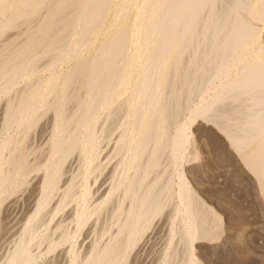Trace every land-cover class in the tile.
Masks as SVG:
<instances>
[{
	"label": "bare ground",
	"instance_id": "bare-ground-1",
	"mask_svg": "<svg viewBox=\"0 0 264 264\" xmlns=\"http://www.w3.org/2000/svg\"><path fill=\"white\" fill-rule=\"evenodd\" d=\"M261 30L264 0H0V264H124L171 225L220 240L175 190L183 102L201 96L190 119L222 129L264 200Z\"/></svg>",
	"mask_w": 264,
	"mask_h": 264
},
{
	"label": "rangeland",
	"instance_id": "rangeland-1",
	"mask_svg": "<svg viewBox=\"0 0 264 264\" xmlns=\"http://www.w3.org/2000/svg\"><path fill=\"white\" fill-rule=\"evenodd\" d=\"M134 19L135 16H131L130 20L132 21V25L134 24ZM262 30L261 32L264 34ZM262 45L264 47V35ZM186 62L187 60L185 59L184 66L178 69V73H185L186 70L183 69H189ZM193 101L192 104L190 101L187 103L185 101L183 102L184 106L187 107L183 112V122H187L190 129L188 127L189 130L187 132L189 133H187V135L189 136H187V142L183 147V149H186H182L183 157L179 163H175L176 166L174 167L176 168L173 169L175 190H177L178 184L181 181L178 179L183 177L190 185L195 197L199 199V202L205 205L206 210L212 211L214 217L218 218V221H221V233L223 237L220 240L206 239L205 241L196 238L193 241L191 240L192 242L190 241V243L188 242L189 240L184 239L187 241L188 245L184 240H180L182 239L181 234L170 235V233L173 232V225L170 227V229L172 228L171 230L159 228L148 242L147 240L143 241V239H141L134 245L135 247L133 246L134 248H131L132 250L130 249L124 264H157L160 260L161 262H159V264H165L163 260L165 255L162 254H166L168 250L166 245L169 242H174L170 248L176 247L175 253H173V248H171L172 250L170 249L171 253L174 255V264H263L264 200L258 182L253 174L250 173L249 169L243 165L244 163L239 159L240 157H238L237 151H235L234 147L232 148V145L228 142L230 140L224 132L222 133V129H220L219 126H216L215 123L214 125L212 123L213 121L208 119H205L206 121L202 118L190 119L189 107L191 108V105L196 106L200 104L201 96L199 94L196 95ZM185 116L187 117L185 118ZM233 117L236 120V116ZM236 132L239 133L238 131ZM188 138L190 141H188ZM191 145L192 147L194 145V147L192 148ZM196 152L199 153L195 154ZM196 157L197 161L195 160ZM201 164L203 165V169ZM259 201L260 203H258ZM20 209L25 208L22 207ZM166 210L167 209L163 210L164 215L167 213ZM0 212L2 215V226H4L7 218L10 216V210L8 211V208L2 207ZM181 215L182 216H179V218L185 220L186 216L183 211ZM234 220L237 221L235 222ZM237 222L240 224L234 227ZM164 230H166V233ZM167 230L169 234H167ZM166 235H168V239H171L168 240ZM175 236H181V238H174ZM145 242L147 243L145 244ZM165 242L167 244L163 245ZM196 242H198V244ZM78 247L76 248L78 251L75 250L80 253L81 247ZM160 255H162L161 258ZM175 257H178V260H176ZM43 258H41L42 260L40 259L42 261L41 264H46V257L44 262Z\"/></svg>",
	"mask_w": 264,
	"mask_h": 264
}]
</instances>
